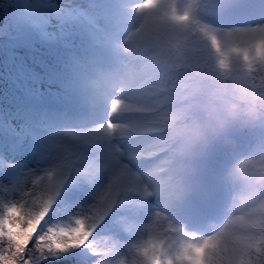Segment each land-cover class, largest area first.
Listing matches in <instances>:
<instances>
[{"label": "clouds", "instance_id": "obj_1", "mask_svg": "<svg viewBox=\"0 0 264 264\" xmlns=\"http://www.w3.org/2000/svg\"><path fill=\"white\" fill-rule=\"evenodd\" d=\"M83 3L109 36L102 56L79 55L91 71L88 91L120 96L138 90L145 104L125 103L121 112L138 113L143 119L136 129L156 134L153 145L138 151L151 162L139 172L112 168L107 188L97 196L95 207L115 195L123 210L134 211L117 216L112 228L92 238V264H145L143 249L150 246L160 261L187 264L180 259L186 246L209 239L214 243L197 252L198 257L207 254L214 264H264V244L247 251L234 246L241 220L264 212V147L242 155L236 138L264 137V42L240 38L231 31L234 25L221 22L233 0ZM60 71L72 74V57ZM182 81L194 82L192 103L175 109L170 101ZM215 145L229 162L220 178L230 189L227 209L219 220L190 227L180 218L194 196V170L187 162ZM129 173L136 177L135 185L128 183ZM76 216L95 222L94 206L81 207ZM29 255L39 264L38 247Z\"/></svg>", "mask_w": 264, "mask_h": 264}, {"label": "snow or ice", "instance_id": "obj_2", "mask_svg": "<svg viewBox=\"0 0 264 264\" xmlns=\"http://www.w3.org/2000/svg\"><path fill=\"white\" fill-rule=\"evenodd\" d=\"M0 5L5 21L0 31V49L23 41L34 50L42 47L58 53L60 65L80 52L85 25L99 29L96 18L85 11L87 5L79 0H0ZM224 16L253 17L251 22L235 24L231 31L240 38L264 42V0H233ZM47 85H55L57 91L51 92L50 87L43 91L44 84L35 82L28 89L32 100L29 106L0 108V174L15 181L39 173L53 152L71 141L72 158H79L86 175L76 177L61 200L47 196L31 203L0 199V264H33L34 257L30 258L29 252L34 246L39 248V264H92V238L99 231L112 228L117 216L134 211L123 210L115 195L95 207L98 194L107 188L111 169L136 170L141 160L148 159L146 153L134 152L130 154L139 159L133 161L118 151L120 141L134 140L146 132L115 119L124 101L112 100L102 113L86 112L79 107L61 71L53 73ZM49 96L56 97L58 107L47 103ZM126 178L128 183L136 184V177L130 173ZM53 186L49 182L44 190L50 191ZM115 187L111 189L113 193ZM73 205L94 206L95 222L83 216H75L67 223L52 222L53 213L63 214ZM238 229L234 246L241 251L264 244V212L241 220ZM213 243L209 239L200 245H188L180 259L187 264H214L211 256L196 255ZM142 254L145 264H172L171 260L160 261L154 246L144 248Z\"/></svg>", "mask_w": 264, "mask_h": 264}, {"label": "rangeland", "instance_id": "obj_3", "mask_svg": "<svg viewBox=\"0 0 264 264\" xmlns=\"http://www.w3.org/2000/svg\"><path fill=\"white\" fill-rule=\"evenodd\" d=\"M62 2V0H56ZM84 2V0H79ZM2 7V5H0ZM254 18L247 19L239 18L241 21H226V16H223L221 22L227 25L242 24L251 22ZM236 20V19H234ZM5 21L0 15V31L3 30ZM90 32L89 36L87 33ZM83 45L77 55L72 56L73 72L70 76H66L71 92L73 93L79 107L86 112L102 113L104 109L111 103L112 100L118 99L128 104H145V100L140 98V92L136 89L129 90L120 96L113 94L101 95L93 94L88 91L87 85L91 77V71L87 64L79 59V55H86L90 58H98L103 55V49L109 42L108 34L99 27L92 28L88 25L84 26L82 32ZM20 44H26L23 41ZM38 51H44L46 61L39 63L36 60L25 56L22 65L18 62L22 60L19 54L14 61L17 63L15 69L5 68L8 64L2 62L0 67V108L13 109L29 106L32 103L31 97L28 95V89L32 87L33 83L40 82L44 84L42 90L48 91L49 87L51 92L55 93L57 88L55 85L49 86L47 82L53 73L60 71L61 65L58 62L59 54L49 51L45 48H39ZM32 60V61H31ZM15 82L17 84H15ZM189 81H182L180 87L177 89L174 97L170 101V106L175 109H183L186 105L192 103L191 93L195 86L188 89L187 84ZM24 83L25 89L23 93H19L16 86ZM23 85V86H24ZM26 85H29L28 88ZM22 86V88H23ZM46 101L50 106L58 107V101L55 96L46 97ZM155 105H153L154 107ZM116 120L129 125L130 127L138 128L140 121L143 119L136 112H121L115 117ZM236 138L241 143V154H250L261 147H264V137L260 133L251 134L248 136H240L236 134ZM156 141L155 132L146 131L141 136L134 140L120 141V148L129 153L138 152L145 146H151ZM74 145L71 141H67L59 151H54L52 156L46 163L41 165L39 173H30L26 179H17L13 181L10 178H5L0 174V199L5 201L16 199L24 200L31 203L34 199L40 196H47L50 198L51 192L57 191V195L53 200H61L64 196L66 189L70 187L73 180L78 176H85L86 170L80 166L79 158H72ZM208 157V158H207ZM206 162L210 166L212 178L211 189L206 186H201L200 183H194V196L189 205L182 210L180 218L189 224L190 227L202 228L210 219L219 220L223 217L227 209L230 189L222 183L221 176L224 167L229 163L221 150L220 157L215 160L210 159L209 156L198 155L187 162V166L195 170L198 160ZM151 160H141L140 164L136 165V171H142L143 166L150 163ZM52 182L54 185L50 191H45L44 188ZM205 193L210 194L209 198H205ZM71 198V193H68ZM80 209L78 205H73L70 211L55 212L52 214V222H69L76 216L77 211Z\"/></svg>", "mask_w": 264, "mask_h": 264}, {"label": "trees", "instance_id": "obj_4", "mask_svg": "<svg viewBox=\"0 0 264 264\" xmlns=\"http://www.w3.org/2000/svg\"><path fill=\"white\" fill-rule=\"evenodd\" d=\"M44 51H38V50H34L33 48L29 47L27 44H20L15 43L13 44L10 48H7L6 50L0 49V67L2 66V62H5L6 64H8L7 66H5V68H10L12 70L15 69V66L17 65V63L14 61V59H16V57H18V55L20 54L23 58L22 60H20L18 62V65H22V63L24 62V58L25 56H29V58H32L34 60H36L37 62L39 61V63H43L46 61V58L44 56ZM32 61V60H31ZM15 84H17L15 82ZM24 85V83H22V86ZM21 85H18L15 87V89H17V91L19 93H23V89H25V85L22 88ZM29 85H26V87L28 88ZM194 85V82L189 81L187 84L188 89H191ZM221 148L219 147V145H215L213 147H211L206 153H204V156H209L210 159L215 160L216 157H220L221 155ZM208 158V157H207ZM194 175L192 177L193 182L196 183H200L201 182V186H206L208 189H211V183H212V178L213 176H211L210 171L208 172V170H210V166H208V164L204 161H202L201 159L198 160L197 166L196 168H194ZM57 195V191H52L51 195H50V199H53L54 196Z\"/></svg>", "mask_w": 264, "mask_h": 264}, {"label": "bare ground", "instance_id": "obj_5", "mask_svg": "<svg viewBox=\"0 0 264 264\" xmlns=\"http://www.w3.org/2000/svg\"><path fill=\"white\" fill-rule=\"evenodd\" d=\"M234 19H236V20H234ZM238 20H239V18L226 16V21H238ZM239 21H241V20H239Z\"/></svg>", "mask_w": 264, "mask_h": 264}]
</instances>
